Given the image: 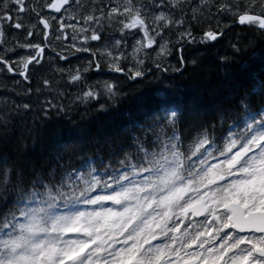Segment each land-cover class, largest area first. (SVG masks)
I'll return each instance as SVG.
<instances>
[{"label":"snow or ice","instance_id":"obj_1","mask_svg":"<svg viewBox=\"0 0 264 264\" xmlns=\"http://www.w3.org/2000/svg\"><path fill=\"white\" fill-rule=\"evenodd\" d=\"M26 13L37 23L25 42L10 44L5 25L23 29ZM104 20L120 26L111 47L98 30ZM237 26L247 45L264 42V0H109L88 11L81 0H0V73L23 83L12 91L26 97L0 105V264H264V69L211 103L184 97L174 75L155 102L95 133L44 95L54 90L43 74L46 48L61 61L89 54L84 66L55 69L57 85L66 78L81 89L76 102L88 106L103 93L119 106V83L91 85L88 73H119L129 87L157 73L183 75L200 64L187 46L215 47ZM67 28L73 43L52 48L69 39ZM129 34L139 36L131 53ZM231 47L233 57L242 50L240 40ZM33 70L42 76L36 88ZM60 121L69 135L54 129L59 139L42 158L16 134L23 124L35 145Z\"/></svg>","mask_w":264,"mask_h":264},{"label":"trees","instance_id":"obj_2","mask_svg":"<svg viewBox=\"0 0 264 264\" xmlns=\"http://www.w3.org/2000/svg\"><path fill=\"white\" fill-rule=\"evenodd\" d=\"M178 16H180L179 12ZM197 32H199V29H197ZM246 36L247 34L239 32L237 26L235 32L229 33L215 47L204 45L187 46L185 56L189 58L198 57L200 60L199 66L195 69L189 67L183 75L169 73L166 76L162 74L155 77L149 76L144 84L133 87H129V84L125 82L119 83L120 87L126 92L119 106H113L111 101H108L107 97L101 93L100 99L91 101L88 106L78 103L77 109L71 112L70 115L82 123L89 133L106 129L129 114L136 113L142 101L148 103L155 102L158 94L157 90L162 91L165 89L168 85V79L174 75L177 76L174 81L175 87L184 97L196 99L203 103H211L218 97L228 94L233 88L247 83L251 73H259L261 69H264V42L258 40L254 45L249 46L245 43ZM236 40H240L242 50L233 57L231 44L235 43ZM225 55L229 57L230 62L228 64L221 63L220 58ZM174 60H171L172 64L176 63V56ZM0 80H3V78H0ZM162 80L164 81L163 83L161 82ZM39 82L40 80L38 81V85ZM16 87L20 88V86ZM4 89L5 92L3 94L0 92V105L7 101L9 107H11L10 101L13 98L9 90L15 88L4 86ZM54 91L56 90L54 89ZM59 91L61 90L59 89ZM50 94L53 93L51 92ZM44 95L46 96V93ZM70 101L72 103L75 102L73 97L70 98ZM104 103L108 106V111L101 112L98 109ZM13 119L18 121L17 117H13ZM26 119L28 128H31L32 117L29 116ZM64 125L65 121H60L54 127L49 128L43 140L37 142L35 145H33V141L23 124L17 123V126L20 128L16 127V134L24 138L31 155L42 158L56 145L59 139L58 136L54 135V129L60 130V136L67 137L69 135ZM13 158L15 159L14 154Z\"/></svg>","mask_w":264,"mask_h":264},{"label":"rangeland","instance_id":"obj_3","mask_svg":"<svg viewBox=\"0 0 264 264\" xmlns=\"http://www.w3.org/2000/svg\"><path fill=\"white\" fill-rule=\"evenodd\" d=\"M192 2L193 3H195L196 2V0H192ZM107 24L106 25H108V21L107 20H104ZM112 28V27H111ZM139 39V38H138ZM78 42V41H77ZM149 51H151V50H149ZM127 53H131V51H127ZM129 59H131V57L129 56ZM69 103H70V107L73 105V103L71 102V101H69ZM18 124H20V123H18ZM16 127H18V128H20L19 126H17V124H16Z\"/></svg>","mask_w":264,"mask_h":264},{"label":"bare ground","instance_id":"obj_4","mask_svg":"<svg viewBox=\"0 0 264 264\" xmlns=\"http://www.w3.org/2000/svg\"><path fill=\"white\" fill-rule=\"evenodd\" d=\"M11 40H13L14 41V39L13 38H11ZM11 43H15V42H11ZM10 43V44H11ZM194 48V47H193ZM222 50V49H221ZM196 56V55H195ZM0 78H4V73H0ZM15 86H19V85H17V84H15ZM105 104V103H104Z\"/></svg>","mask_w":264,"mask_h":264}]
</instances>
